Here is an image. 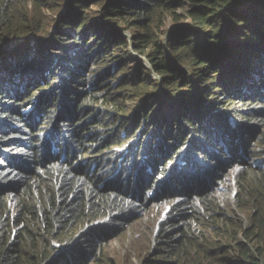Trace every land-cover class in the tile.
Instances as JSON below:
<instances>
[{
    "label": "trees",
    "instance_id": "16d2710c",
    "mask_svg": "<svg viewBox=\"0 0 264 264\" xmlns=\"http://www.w3.org/2000/svg\"><path fill=\"white\" fill-rule=\"evenodd\" d=\"M60 1L64 0H0V264H82L85 257L73 261L74 257L91 251L110 228L96 222L120 219L112 213L125 215L130 210L128 188L134 183L141 193L157 187L158 195L171 191L185 199L174 207L162 238L178 264H263L264 202L257 204L250 227L243 231L247 243L235 242L234 232L217 234L226 237L228 245L207 243L195 237L190 226H178L212 209L203 186L219 183L230 168L225 162L236 160L231 149L236 146L235 132L228 137L229 126L223 120L212 125L217 96L262 100L257 95L258 82L264 81V0H188L194 5L188 17L197 29L176 35L170 56L157 42L150 54L165 80V92L171 98L184 94L183 100L150 94L143 112L130 121L115 116V128L111 121L104 125L115 136L109 145L100 142L101 151L111 152L135 133L137 139L127 149L131 153H119L121 160L104 158L98 164L83 160L84 149L97 143L104 122L102 113L83 106L82 101L94 99L90 92H79L80 87L90 90L83 66L95 54L126 45L127 38L113 33L109 24L88 26L83 14L91 6L88 0H71L73 17L51 20L44 10H55L53 4ZM170 5L165 0H113L103 15L114 20L131 17L132 22L124 24L136 34L142 52L153 38L149 16L167 12ZM53 22L57 29L51 33ZM66 103L71 107L69 116L59 115L51 141H44L39 122L54 119L50 113ZM83 117L85 121L76 123ZM89 130L96 132L93 137L86 135ZM121 133L130 136L123 139ZM143 136L147 140L140 141ZM227 156L230 160H225ZM162 175L166 182L155 183ZM144 178L147 186L142 189ZM80 225L87 230L67 248ZM176 230L180 238L175 237ZM53 242L65 247L57 257Z\"/></svg>",
    "mask_w": 264,
    "mask_h": 264
},
{
    "label": "rangeland",
    "instance_id": "374dc122",
    "mask_svg": "<svg viewBox=\"0 0 264 264\" xmlns=\"http://www.w3.org/2000/svg\"><path fill=\"white\" fill-rule=\"evenodd\" d=\"M70 1L64 0L54 3L53 8L55 10L49 12L48 9H45L44 12L48 13V18L51 20L71 18L73 17L74 7ZM111 1L113 0H103L101 4H95L93 3L94 0H88L91 6L83 12V14L85 13L84 17L88 26L96 23L98 26L109 24L113 33H122L127 38L126 45L118 49H112L105 55L95 54L83 66V74L90 90L86 87H80L79 92H90L92 97H94L91 101H82L83 106L91 109L92 112L102 113L104 120L99 126L100 131L97 143L92 146H86L83 160L85 162L97 161V164L99 163L98 160L104 158H114V161L117 162L120 157L121 160L122 156L119 153H131V150L127 152V149L131 145L133 146L137 139V134L135 133L122 146L115 145L112 147L111 152L107 150L101 151L104 145H109L113 141L115 135L104 130L106 128L104 125L111 121L113 124L111 127L115 128L117 125L114 121L115 116L117 118L118 116H124L127 122L130 121L138 111L143 112V107L146 103L145 97L150 94L159 93L162 97L171 101L183 100L184 94H177L174 98H171L165 92V88H163L165 80L158 73L150 54L156 49L154 42L164 46L165 52L170 53L172 39L176 35L187 29H197L188 17V12L194 6L191 2L188 0H165L172 7L167 12L158 11L149 16L148 29L152 33L153 38L148 39L144 51L139 52L136 34L130 29L128 30L127 25L124 24L132 22L131 17L114 20L106 19L103 15V9ZM240 1L247 2V0ZM27 7L30 9L31 5ZM103 28L108 29L106 26H103ZM56 29L57 24L53 22L49 30L54 33ZM45 38H49L48 35ZM206 46L209 48L210 43ZM261 76H264V68H262ZM258 84L261 89L259 90L260 95L257 96H262V100L258 101L256 98L257 102L255 98L251 99L250 97L227 100L223 96L220 97L221 94H219L216 99L218 102L210 114L212 125L217 120L226 121V126H229L228 137L232 136L231 132L232 134L235 132L236 146L231 149L235 151L234 159L236 160L229 163L225 162V165L229 164L230 168L220 178L219 183L213 184L212 187L210 186L211 188L209 185L204 184L203 186L202 184L203 188H207L206 195H208V200L211 204L210 208L212 207L209 211H202V214L208 217H203L202 214L195 215L193 218L191 217L188 223L178 226V228L190 226L195 237L203 238L207 243L230 244L225 239L226 237L221 236V238H218V232H234L236 234L235 242L247 243L243 231L250 227V216L253 215L257 204L264 202V81H259ZM143 85L147 86L146 89L145 87H140ZM242 93L246 95V92L242 91ZM1 104L2 101H0ZM54 107L56 105L52 108ZM31 109L30 107L29 111ZM70 110L71 107L66 103L64 108L57 107L50 113L54 118L51 119L53 122L50 123L51 120L46 122L42 118L39 124L43 127L44 141H51V133L55 131L57 120L60 118L59 115L68 117ZM24 112L28 113L25 109L22 113ZM92 112L89 115L93 114ZM85 119L86 117L79 118L76 123L85 121ZM151 131L147 134H150ZM87 132L86 135L90 134L92 137L96 133L94 130ZM120 136L126 139L130 135L121 133ZM144 136L140 141L147 140L148 137L144 138ZM101 141H106V144L100 145ZM227 159L230 160L228 156L225 160ZM139 162H141V159H139ZM156 178L158 179V176ZM157 179H155V183L157 181L166 182L167 177L162 175L159 180ZM206 181L208 179L199 181V183ZM140 182L142 189L147 186L145 178L143 183L142 181ZM112 186L116 187L117 183H112ZM102 187V189H107V185L103 184ZM154 189L156 190L152 191L150 188L147 192L141 193L136 183L132 185L131 189L128 188L131 191V197L128 200L130 210L125 215L113 212V216L120 217V219L114 221H108L106 218L99 219L96 222L97 226L108 224L107 226L110 227L107 230L105 229L106 231L103 233L105 239L97 242L96 246L90 249L91 251L83 250L82 256H76V259L74 257L73 261H80L85 257V261L82 264H178L175 257L168 255L167 249L170 250V248L162 245V241L166 242L162 238L167 226L166 223L174 214V207L184 203L185 199L176 197L171 191L158 195V188L155 187ZM117 197L114 196V199ZM14 203L15 201L10 203V207ZM133 205H136L135 209H133ZM194 206L199 209L196 202H194ZM172 219H176V217ZM224 222H228V224L224 225ZM230 223L233 224V227L235 224L240 225V228H234L233 230V227L229 226ZM86 230L87 228L83 225L77 227L72 237L67 241V248L73 247ZM174 235L176 238H180L179 230H176ZM234 243L233 245H235ZM52 248L55 250L53 257L59 256L65 249L63 245L57 242L52 243ZM180 260L182 259L180 258Z\"/></svg>",
    "mask_w": 264,
    "mask_h": 264
}]
</instances>
